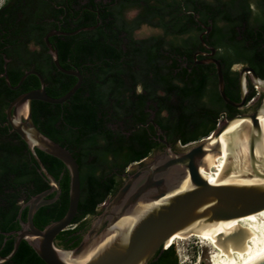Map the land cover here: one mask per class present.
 <instances>
[{"label":"trees","instance_id":"16d2710c","mask_svg":"<svg viewBox=\"0 0 264 264\" xmlns=\"http://www.w3.org/2000/svg\"><path fill=\"white\" fill-rule=\"evenodd\" d=\"M48 1L6 0L0 6V51L10 58L6 72L11 85L25 70L34 69L43 77L46 93L59 97L76 77L55 68L43 35L51 28L69 32L94 26L48 39L57 50L60 65L80 71L82 80L77 90L62 103L31 102L36 127L66 147L78 164L77 211L72 224L55 237L56 245L72 248L80 240L76 231L88 228L87 217L96 215L99 205L115 193L127 166L159 145L154 124L168 140L185 144L206 137L216 127L222 110L234 113L235 109L218 95L216 77L207 74L213 69L205 71L199 66V70L193 67L192 73L188 71L191 55L200 46L202 27L198 20L205 24L211 21V31L203 39L219 50L226 88L235 85L232 63L248 62L264 69V55L258 51L260 35L256 34L262 25L247 21V0ZM130 8L138 12L128 19L125 12ZM45 18L58 20L60 26ZM143 23L160 28L162 33L136 38L133 32ZM31 42L39 48L29 49ZM1 64L0 54V71ZM38 86L33 74H28L16 89L9 88L0 77L2 256L13 246V235L6 233L19 228L20 204L49 186L27 144L5 124L8 102ZM35 151L60 190L55 201L41 206L33 215L34 225L42 228L64 214L69 174L60 160ZM25 214L26 208L21 219ZM70 239H75L72 244ZM0 264L45 263L21 240L13 256ZM147 264H177L172 243Z\"/></svg>","mask_w":264,"mask_h":264},{"label":"water","instance_id":"95a60500","mask_svg":"<svg viewBox=\"0 0 264 264\" xmlns=\"http://www.w3.org/2000/svg\"><path fill=\"white\" fill-rule=\"evenodd\" d=\"M93 27H80L70 32L51 30L44 36L55 68L76 77L75 83L63 95L52 97L47 94L45 81L36 70L25 71L15 85L10 84L5 71L1 74L11 89L18 88L28 74L39 80L38 87L16 95L8 103L5 113L11 129L27 144L49 186L20 204L17 212L20 228L6 233L13 235V246L9 253L0 255V263L11 258L21 240H25L45 264H147L165 249L166 241L175 232L189 234L228 220L216 230L215 244L207 250L204 264H264V138L257 120L258 114L264 111V78L258 77L250 67L241 68L238 72L240 100L233 101L225 93L221 65L214 58L205 62L215 64L217 90L223 101L237 108L244 105L248 75L251 83L263 90L258 105L251 112L219 120L206 137L179 151H174L167 141L160 139L165 145L164 151L123 174L121 185L99 205L98 213L92 216L79 242L72 248L56 245L55 237L72 224L77 211L79 169L66 147L36 127L31 102L62 103L77 90L82 80L80 71L60 65L57 50L48 38ZM199 38L204 44L202 35ZM208 49L210 54L215 51L213 47ZM235 121H240L243 136L242 165L234 179L224 182L233 171L231 163L226 162L218 182L211 184L202 179L199 165L205 154L215 149L223 131ZM35 149L60 160L69 174L67 208L60 218L42 228L34 225L33 215L41 206L55 201L60 190ZM185 178L188 185L180 188ZM25 208V220H22L21 212ZM127 217L134 219L123 225L122 221ZM89 253L90 256L83 260Z\"/></svg>","mask_w":264,"mask_h":264},{"label":"flooded vegetation","instance_id":"af4514ba","mask_svg":"<svg viewBox=\"0 0 264 264\" xmlns=\"http://www.w3.org/2000/svg\"><path fill=\"white\" fill-rule=\"evenodd\" d=\"M47 1V0H46ZM225 1H227V0H225ZM48 2H50V3H53V1H51V0H49ZM247 6H248V14H247V21L248 22H255L256 24H260V25H262V27H260V26H258V28H257V32H256V34L258 33L260 36H259V38H258V41H259V43H260V48H259V52H260V54H262V55H264V0H247ZM129 11H131V13L128 15V12ZM137 12H138V10L136 9V8H130V9H128L126 12H125V16H126V18H128V19H131V18H133L136 14H137ZM62 17V15H60L59 16V18H61ZM45 20L46 21H49V22H52V21H56L57 22V25L58 26H60V22L58 21V20H55V19H53V18H45ZM207 23L208 24H205L204 22H202V21H200V20H198V24L202 27V30L199 32V35H198V37L200 36V35H202V39H203V36L204 35H207L210 31H211V25H210V23H211V21L210 20H207ZM143 26H146V27H149V28H151V29H153L154 31H151L150 33H147V34H143V35H141V34H139V33H137V31L139 30V29H141ZM80 28V27H79ZM78 29V28H77ZM51 30H60V31H63V30H61V29H59V28H51L50 30H48L44 35H43V42H44V36L49 32V31H51ZM76 30V29H75ZM74 31V30H73ZM65 32H68V31H65ZM70 32V31H69ZM162 33V31H161V29L160 28H158V27H152V26H150V25H148V24H146V23H143V24H141L137 29H135L134 30V32H133V34H134V36L136 37V38H144V37H147V36H150V35H153V34H161ZM55 35H61V34H55ZM53 36V35H52ZM51 37V36H50ZM49 39V38H48ZM199 40H200V38H199ZM203 41H204V44L201 42V40H200V46H198L194 51H193V53H192V55H191V62H192V65H191V67H189L188 68V71L190 72V73H192V71H193V67L195 68V69H197V70H199V66H201V68H204L205 69V71L207 70H209L210 68L211 69H213V72L212 71H208V75H210V76H215L216 77V80H217V75H216V68H215V64L214 63H212V62H205V60L206 59H208V58H214V59H217L218 61H219V57H218V54H219V50L218 49H216L215 47H213V46H211L210 44H208V43H206L205 42V40L203 39ZM45 44V43H44ZM208 47L210 48V47H213L214 49H215V51H214V53L213 54H210L211 52H210V50L208 49ZM39 47H37L34 43H30L29 44V49H31V50H33V49H38ZM48 51V50H47ZM0 54H1V56H2V64H1V66H2V70L0 71V77H2L3 78V80H4V77L3 76H1V74L5 71L6 72V69H7V63L8 62H10V58H8L7 56H6V54L4 53V52H2V51H0ZM184 57V56H183ZM185 58V57H184ZM188 62V61H187ZM187 62H183V66H186L187 65ZM219 63H220V65H221V71H223V64H221V62L219 61ZM236 65H238L239 66V68H234ZM243 67H250V68H252L253 70H254V72H255V74L258 76V77H260V78H264V69H259V67H257V69L253 66V65H251V64H249L248 62H234V63H232V65L230 66V70L232 71V74H231V76L233 77V78H235V85H233L232 87H225V89H226V91H225V93H227L226 95L230 98V96L232 97V98H230L231 100H233V101H239L240 100V95H239V85H238V72L240 71V69L241 68H243ZM28 70H34V69H28ZM25 71H27V70H25ZM24 71V72H25ZM7 73V72H6ZM222 74H223V72H222ZM8 76V75H7ZM246 79H247V84H246V99H245V103H244V105L241 107V108H237V107H233V106H231V105H229V104H227V103H225L224 101V103L225 104H227V105H229L230 107H232L233 109H235L234 110V113L233 114H229V112H228V110L229 109H227V110H222L221 112H220V115H219V118H218V120H217V122L219 121V120H222V119H224L225 117H231V116H233V115H235V114H239V113H248V112H251V111H248V109H247V107L249 106V105H252V103H254V101H258L257 102V105H258V103L260 102V100H261V98H262V96H263V90L262 89H260V88H258L257 86H255V85H253L252 83H251V81H250V79L248 78V75L246 76ZM4 82H5V80H4ZM5 84H6V82H5ZM7 85V84H6ZM216 90H217V84H216ZM217 92H218V90H217ZM20 94V93H19ZM218 95H219V93H218ZM220 96V95H219ZM13 99V98H12ZM11 99V100H12ZM222 99V98H221ZM257 99V100H256ZM10 100V101H11ZM223 100V99H222ZM9 101V102H10ZM8 102V103H9ZM8 105V104H7ZM256 105V106H257ZM255 106V107H256ZM254 107V108H255ZM6 108H7V106H6ZM6 108L4 109V113L6 112ZM150 122L152 123V120L150 119ZM5 124H7L9 127H10V125H9V123L7 122V119H6V113H5ZM153 124V123H152ZM154 127H155V133H156V140L158 141V143H159V145L155 148V149H153L152 151H151V153L150 154H154V155H156V154H158V153H161V152H163L164 151V149H165V145H164V143H162L161 141H160V139H163V140H165V141H167L169 144H170V146H171V148L174 150V151H179V150H181V149H183V148H185L186 147V145L187 144H189V143H191V142H194V141H196V140H194V141H189V142H187V143H185V144H180L178 141H176V142H173V141H171V140H168L167 139V137H166V135L159 129V128H157V126L154 124ZM10 131H12V132H14L12 129H11V127H10ZM149 154V155H150ZM149 155H147L146 157H144L142 160H140V161H138V162H133V163H131L130 165H134V166H132V167H136L137 165H139V164H141V162L143 163L144 161H145V159L149 156ZM129 165V166H130ZM128 167V166H127ZM133 169H131V170H128V168H126V171L125 172H130V171H132ZM122 177H123V175H122ZM122 180H123V178H122ZM22 220H25V219H22ZM18 224H19V221H18ZM19 228H20V225H19ZM19 228H17V229H19ZM16 229V230H17ZM12 231H15V230H12ZM83 232L84 231H82L81 229H79L78 231H76V234L77 235H80V238H81V236H82V234H83ZM70 236H73V235H70ZM75 239H70V241H69V244H72L73 243V241H74ZM0 249H1V247H0Z\"/></svg>","mask_w":264,"mask_h":264},{"label":"bare ground","instance_id":"6f19581e","mask_svg":"<svg viewBox=\"0 0 264 264\" xmlns=\"http://www.w3.org/2000/svg\"><path fill=\"white\" fill-rule=\"evenodd\" d=\"M257 120L261 127V131L264 138V111L258 114ZM239 124L240 121H235L230 126H228L217 139L215 143V149H211L202 158L201 163L199 165V172L202 176V179H204L205 181L211 184L218 182L219 173L221 172L226 162L231 163L233 171L230 175L225 178L224 182L234 179V175L239 172L240 167L242 165L241 162L244 159V143L242 131L240 130L241 128L239 129ZM263 143L264 139L262 144ZM187 185L188 181L185 178L179 186L180 188H182ZM133 219L134 217H127L122 221V224H128L132 222ZM227 221L217 222L208 225L200 230L189 234H184L183 232H175L166 241L164 248H167V246L169 247V244L175 242L178 237L184 235L197 236L201 239L204 245H207L209 248H211L215 244L216 230L223 224H225ZM90 254L91 253L86 255L83 260H86L90 256Z\"/></svg>","mask_w":264,"mask_h":264},{"label":"rangeland","instance_id":"374dc122","mask_svg":"<svg viewBox=\"0 0 264 264\" xmlns=\"http://www.w3.org/2000/svg\"><path fill=\"white\" fill-rule=\"evenodd\" d=\"M6 0H0V6L5 2ZM131 13V11L128 12V15ZM151 31H154L153 29L143 26L141 29L137 31V33L143 35L150 33ZM234 68H239L238 65H236ZM257 100V99H256ZM258 101H254L252 105H249L247 107L248 111H251L254 109V107L257 105ZM200 140V139H199ZM198 140L189 143L190 145L197 142ZM187 144L186 146H188ZM154 156V154H150L145 161L151 159ZM134 165L128 166V170L133 169L132 167ZM89 222L91 221L92 217H87ZM174 247V251L177 257V264H204L205 259L207 257V250L209 247L207 245H204V243L201 241L200 238L194 235H184L177 238L175 242L172 243ZM58 247H61L57 245Z\"/></svg>","mask_w":264,"mask_h":264}]
</instances>
